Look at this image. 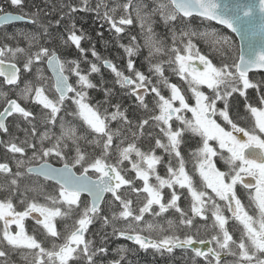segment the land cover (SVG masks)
I'll use <instances>...</instances> for the list:
<instances>
[{"label": "snow or ice", "instance_id": "snow-or-ice-1", "mask_svg": "<svg viewBox=\"0 0 264 264\" xmlns=\"http://www.w3.org/2000/svg\"><path fill=\"white\" fill-rule=\"evenodd\" d=\"M25 5L0 3V264H132L149 250L264 264V80L249 75L264 71V0H80L55 20ZM81 12L128 35L123 69L82 46ZM13 21L32 27L8 32ZM73 46L79 55L62 57ZM101 66L138 115L90 79ZM236 94L246 116L232 114ZM121 238L132 247H111Z\"/></svg>", "mask_w": 264, "mask_h": 264}, {"label": "trees", "instance_id": "trees-1", "mask_svg": "<svg viewBox=\"0 0 264 264\" xmlns=\"http://www.w3.org/2000/svg\"><path fill=\"white\" fill-rule=\"evenodd\" d=\"M2 0H0V3ZM72 2V3H71ZM79 4V0H26L25 5V11L31 13L36 11L37 9L41 10V15H43L44 11H50L52 15L50 17H47L46 19H52L55 20L58 18L59 11L63 8L66 4ZM15 12L13 9H7ZM66 11V9H64ZM77 13V15L74 16L77 29H82L83 34L88 37H91V41H88L87 39L82 41V46L85 48H90L91 44H95L96 51L99 53V55L103 59H107L112 61L114 64H116L119 68L123 69L125 63H126V54L124 53L123 49L119 47L120 44H128L129 43V37L128 35H123L122 38L118 39L115 37L109 30L108 26L104 24V22L100 19H98L95 14L92 12H86L85 14ZM100 21V22H98ZM79 22V23H78ZM103 25V27H101ZM197 25H194L193 27H196ZM32 26L25 25L24 29H30ZM216 27V26H215ZM218 30L223 31L226 35H231L235 41L236 46L238 47V43L234 36L232 34H229L225 29L216 27ZM136 28H133L131 30V34H136ZM53 35L54 37H57L55 43L59 44V36L60 32L63 31V29L56 30L53 29ZM103 32V37L97 36V32ZM156 31L161 34L162 36L165 34V29L162 25H158L156 28ZM79 33V32H78ZM60 51L62 57L67 58H76L79 54L74 50V46L71 50H66L64 48H58ZM88 59L94 60V58L91 56V53H88ZM137 59V67L140 68L142 71L147 70V65L143 62L142 58H136ZM82 67H85V65H82ZM48 74V73H47ZM250 78H252L254 81H261L264 80V73L261 72H255L249 74ZM94 83H101V87H110L114 89V94L112 98V103L119 102L122 105L123 108H128V115L130 117H135L139 114V110L136 108V105L134 103V100L130 97H127L123 94L122 90L120 89L119 85L114 84V76L111 74L109 69L103 68L101 66V74H93L92 77H90ZM178 78H174L173 82H177ZM90 95L95 98V100H103V92L97 91V90H89ZM249 95L253 98L252 102H255V93L254 90L249 89L248 90ZM230 104L232 106V114L234 118L240 117V116H246L243 110V98L239 97L238 94H236L235 99L230 100ZM218 106H222L218 102ZM242 123H248L247 119H244L241 121ZM115 124V122H113ZM17 135V134H16ZM24 134H22L23 137ZM191 147H195V144H192ZM56 165V162H52ZM191 167V165H189ZM161 172L163 170L161 169ZM100 229L99 223L92 226L93 231H98ZM110 232L111 230L108 229ZM120 245H126L127 247H132V244L130 242L124 241L121 239H113L111 247H118ZM138 247V246H136ZM130 260L132 261V264H189V262L185 259V257L182 255L180 250H177L175 256H160L159 254H154L152 250H149L148 252L139 251L136 252L134 255H130Z\"/></svg>", "mask_w": 264, "mask_h": 264}, {"label": "flooded vegetation", "instance_id": "flooded-vegetation-1", "mask_svg": "<svg viewBox=\"0 0 264 264\" xmlns=\"http://www.w3.org/2000/svg\"><path fill=\"white\" fill-rule=\"evenodd\" d=\"M2 2H3V0H2ZM1 2V3H2ZM72 3V2H71ZM79 3H80V0H79ZM75 4H77V2H75ZM78 5V4H77ZM14 14H16L15 12H13ZM82 14H85V12H83ZM94 14V13H93ZM75 15H77V14H75ZM98 22H100V21H98ZM79 23V22H78ZM213 23V22H212ZM200 24V20H199V18H197L196 20H194L193 21V23H192V26H194V25H199ZM25 25H28V24H26V23H24V22H20V23H15V24H12V25H7L6 26V28H7V31L8 32H17V31H20V30H25L24 29V26ZM213 25H214V23H213ZM29 26H31V25H29ZM214 26H216V25H214ZM79 34V33H78ZM49 74V73H48ZM12 118L10 117L9 118V120H11ZM7 123V122H6ZM21 127H23V123L21 122ZM17 135H20V136H22V134H23V132H21V131H19V130H17V129H12ZM21 138H23V137H21ZM6 159H8V157H6L5 155H4V152H3V150H0V162H3L4 160H6ZM51 162H55V161H51ZM54 164V163H53ZM54 166H57V167H59L60 165H56V164H54ZM33 222L32 221H26V226H28L29 228H30V226H31V224H32Z\"/></svg>", "mask_w": 264, "mask_h": 264}, {"label": "water", "instance_id": "water-1", "mask_svg": "<svg viewBox=\"0 0 264 264\" xmlns=\"http://www.w3.org/2000/svg\"><path fill=\"white\" fill-rule=\"evenodd\" d=\"M219 3H221L222 5H224V4H227V5H234V4H236V3H252V4L257 5V7H258V5H259V0H219ZM257 15H259L258 12H257ZM20 22H24V23H26L25 21H13V22H11L10 25L15 24V23H20ZM213 23L215 24V22H213ZM217 26H220V25H217ZM220 27L223 28V26H220ZM226 30H227L228 32L231 33L230 30H228V29H226ZM231 34H232V35L235 37V39L237 40V42H238V47H240L241 44H242V41L240 40V37L237 36L235 33H231ZM244 47H245V50H247V45H246V44H244ZM255 72H261V73H264V71H254V72H252V73H255ZM49 74L51 75L50 72H49ZM250 74H251V73H250Z\"/></svg>", "mask_w": 264, "mask_h": 264}, {"label": "rangeland", "instance_id": "rangeland-1", "mask_svg": "<svg viewBox=\"0 0 264 264\" xmlns=\"http://www.w3.org/2000/svg\"><path fill=\"white\" fill-rule=\"evenodd\" d=\"M138 30H136V32H137ZM190 115V114H189ZM126 246V245H125Z\"/></svg>", "mask_w": 264, "mask_h": 264}]
</instances>
